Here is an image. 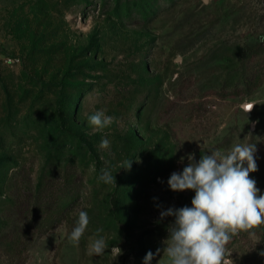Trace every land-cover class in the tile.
I'll return each mask as SVG.
<instances>
[{
  "label": "rangeland",
  "instance_id": "rangeland-1",
  "mask_svg": "<svg viewBox=\"0 0 264 264\" xmlns=\"http://www.w3.org/2000/svg\"><path fill=\"white\" fill-rule=\"evenodd\" d=\"M261 36L264 0H0V187L23 166L37 182L50 157L80 162L75 134L102 163L87 159L77 206L38 239L26 264H143L149 251L151 264H167L175 217L160 212L192 206L193 190L174 192L167 183L190 153L198 161L255 143L258 170L249 176L264 195ZM245 102L256 104L247 116ZM97 110L116 121L93 131L87 117ZM104 138L108 149L99 147ZM130 159V169L120 168ZM105 167L116 185L98 180ZM81 210L90 223L76 247L67 236ZM97 228L108 248L89 256ZM254 231L228 245L234 264H264V225Z\"/></svg>",
  "mask_w": 264,
  "mask_h": 264
},
{
  "label": "clouds",
  "instance_id": "clouds-1",
  "mask_svg": "<svg viewBox=\"0 0 264 264\" xmlns=\"http://www.w3.org/2000/svg\"><path fill=\"white\" fill-rule=\"evenodd\" d=\"M260 40L264 43V36ZM255 105L245 102L241 109L247 116ZM87 120L93 131H102L110 127L116 118L106 115L104 110H97ZM252 123L255 126V122ZM99 147L108 149L110 141L102 139ZM256 151L255 143L241 142L226 152L215 150L201 154L198 161L195 154L190 153L187 156L188 164L182 172L170 175L167 183L172 191L193 190L195 195L191 207L168 208L160 212L161 219L175 217L174 223L168 227L169 236L164 241L163 255L167 258V264H234L231 258L233 251L228 247L232 239L242 232L255 238L254 230L264 225V195H258L260 189L249 176V173L258 170ZM183 159L181 157V162ZM124 165L120 168L130 169L131 159L125 161ZM98 180L116 185L115 176L107 167L100 169ZM89 223L88 213L81 210L67 236L70 244L79 246ZM102 232V228L96 229L98 238L89 245V256L105 254L108 245L100 235ZM118 250L121 254V250ZM160 251L158 248L155 255H159ZM260 254L264 255V252ZM153 259L154 254L149 251L143 264H151Z\"/></svg>",
  "mask_w": 264,
  "mask_h": 264
},
{
  "label": "trees",
  "instance_id": "trees-1",
  "mask_svg": "<svg viewBox=\"0 0 264 264\" xmlns=\"http://www.w3.org/2000/svg\"><path fill=\"white\" fill-rule=\"evenodd\" d=\"M256 48L254 54H261L262 46L257 45ZM255 73L251 80L259 79V72ZM252 90L254 88L249 87V91ZM67 103L68 97L61 98L62 107L66 108ZM69 133L72 131L64 132ZM75 136L77 145L71 147L80 162L63 164L50 157L37 182L33 180L32 172L23 166L9 181L2 183L0 188L4 186L8 191L0 190V252L6 254L7 264H26V254L38 239L62 224L77 206L83 189V181L78 178L79 174L83 178L90 168L87 159L96 158L97 165L102 166L100 155L87 137ZM80 243L83 244L82 239Z\"/></svg>",
  "mask_w": 264,
  "mask_h": 264
}]
</instances>
